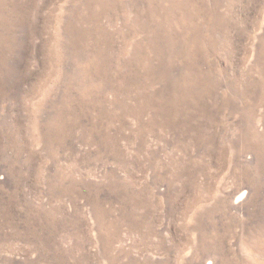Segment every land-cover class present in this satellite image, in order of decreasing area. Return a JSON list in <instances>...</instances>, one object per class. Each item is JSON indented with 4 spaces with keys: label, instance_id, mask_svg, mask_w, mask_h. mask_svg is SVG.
Returning <instances> with one entry per match:
<instances>
[{
    "label": "rangeland",
    "instance_id": "374dc122",
    "mask_svg": "<svg viewBox=\"0 0 264 264\" xmlns=\"http://www.w3.org/2000/svg\"><path fill=\"white\" fill-rule=\"evenodd\" d=\"M0 264H264V0H0Z\"/></svg>",
    "mask_w": 264,
    "mask_h": 264
},
{
    "label": "bare ground",
    "instance_id": "6f19581e",
    "mask_svg": "<svg viewBox=\"0 0 264 264\" xmlns=\"http://www.w3.org/2000/svg\"><path fill=\"white\" fill-rule=\"evenodd\" d=\"M235 203H237V202H235Z\"/></svg>",
    "mask_w": 264,
    "mask_h": 264
}]
</instances>
